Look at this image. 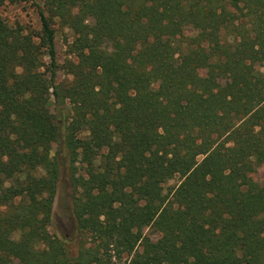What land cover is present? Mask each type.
<instances>
[{
	"label": "trees",
	"instance_id": "obj_1",
	"mask_svg": "<svg viewBox=\"0 0 264 264\" xmlns=\"http://www.w3.org/2000/svg\"><path fill=\"white\" fill-rule=\"evenodd\" d=\"M36 13L0 15V264H264V0ZM63 172L75 252L49 230Z\"/></svg>",
	"mask_w": 264,
	"mask_h": 264
},
{
	"label": "rangeland",
	"instance_id": "obj_2",
	"mask_svg": "<svg viewBox=\"0 0 264 264\" xmlns=\"http://www.w3.org/2000/svg\"><path fill=\"white\" fill-rule=\"evenodd\" d=\"M36 3H40V0H21L17 3L5 1L0 6V15L10 25H21L25 29L34 28L38 30L40 25L36 13ZM72 36L70 29L58 27L55 48L59 63L64 62L70 56L67 50V42L72 40ZM45 60L47 61V59ZM57 77L62 79L64 74L59 72ZM253 176L264 181V166L258 168ZM68 177L66 172L62 173L53 202L52 223L49 230L54 235L64 239L72 252H75L80 241V235L72 222L71 209L74 190ZM176 181L177 178H174L168 184H174Z\"/></svg>",
	"mask_w": 264,
	"mask_h": 264
}]
</instances>
